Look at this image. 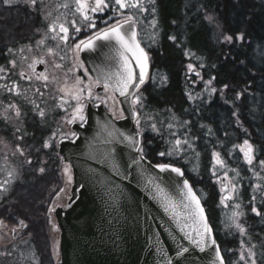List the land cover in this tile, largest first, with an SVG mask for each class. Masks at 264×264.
<instances>
[{
    "label": "trees",
    "instance_id": "trees-1",
    "mask_svg": "<svg viewBox=\"0 0 264 264\" xmlns=\"http://www.w3.org/2000/svg\"><path fill=\"white\" fill-rule=\"evenodd\" d=\"M105 2L107 12L132 16L150 60L148 80L134 101L141 154L151 164L183 171L205 209L225 264H252L253 259L264 264V0H132L143 10ZM58 14L73 30L69 17ZM39 26L45 25L36 11L0 0V64L7 61L3 52L8 46L23 45ZM32 110L33 104L25 106L22 125L35 160L21 167L6 199L2 195L0 224L14 229L19 219H33L27 245L37 264H57L43 205L59 182L54 150L43 148L55 115L40 118ZM245 139L255 149L252 165L242 161L236 147ZM226 180L234 185L227 210L218 189V182ZM237 225L245 229L243 235ZM249 251L254 255L249 257Z\"/></svg>",
    "mask_w": 264,
    "mask_h": 264
},
{
    "label": "water",
    "instance_id": "water-1",
    "mask_svg": "<svg viewBox=\"0 0 264 264\" xmlns=\"http://www.w3.org/2000/svg\"><path fill=\"white\" fill-rule=\"evenodd\" d=\"M90 3L94 6V0ZM129 28L137 33L133 22L125 25L126 31ZM95 44L93 49L79 50V58L88 75L104 89L107 77L117 70L118 57L112 50L117 46L114 41L111 46L108 41ZM131 63L138 76L135 60ZM36 71L42 72L43 67L37 66ZM149 71L148 57L145 83ZM107 83L123 117L114 119L100 104H87L84 121L71 127L75 136L58 142L62 164L72 172V185L66 205L53 212L59 232L57 264H219L215 261L219 244L183 171L180 169L179 176L170 170L161 172L140 152L141 133L133 100L145 83L130 88L126 96L114 90V76ZM184 181L199 200L211 229L210 236L204 235V252L185 236L190 232L193 240H199L194 229L203 228L186 216ZM185 247L189 251L178 256Z\"/></svg>",
    "mask_w": 264,
    "mask_h": 264
},
{
    "label": "rangeland",
    "instance_id": "rangeland-1",
    "mask_svg": "<svg viewBox=\"0 0 264 264\" xmlns=\"http://www.w3.org/2000/svg\"><path fill=\"white\" fill-rule=\"evenodd\" d=\"M1 1L4 2V0ZM14 3H20L31 11H36L41 18L42 25H45L43 29L39 26L33 31V37H40L39 42L34 41L32 46L26 47L22 51L23 55L14 60V69H16L18 79H21L22 74L30 76L36 63H41L44 66V73L35 78L34 83H36L38 93L40 90L44 93L43 98L41 97V101H43L41 106L43 108L41 109L43 111L47 110L44 112L48 115L51 114V110L53 112L56 110L59 113V117L53 121L51 134L44 142L47 144L53 143L52 139L56 132H59L60 135L64 133V122L68 121L70 123L67 117L68 114L75 112L76 108L81 106L80 101L82 99H87L85 90L93 91L96 87L87 75L82 62H80L79 49L76 47L81 40H86L93 33L88 31V23L76 11L75 0H35L34 4L26 2V0H15ZM11 4L5 3L6 6ZM58 11H62L64 17L68 16L69 25L73 26V30L67 29V34L61 31L60 25H64V28L67 26L59 21ZM116 13L121 14L120 18L117 19L119 22L125 21L128 17L122 12H115L112 15L115 16ZM50 25H59L60 29H49ZM77 28H80L79 32L76 31ZM82 34L84 36H81ZM74 36H78L75 43L72 42ZM77 80L80 83H77ZM77 95L80 97L79 100L75 98ZM96 97L114 119L123 117L121 109L111 92L105 90ZM53 101L55 103L50 107ZM17 106L18 104L15 101H9L7 105H4L0 100V204L2 203V195H5L6 199L10 189L9 186L20 177L21 167L30 166L35 160L32 148L26 146L25 143V139L29 137L23 130L22 125L25 113L21 110L17 112ZM43 148L39 146L38 149ZM241 158L242 161H245L242 153ZM57 175L60 179L58 184L49 191L43 201L48 213V219L45 223L46 232L52 245V257L55 262L58 261L59 257V235L52 212L54 209L60 206L63 207L66 204L72 184L71 170L68 166L63 169L59 167ZM59 183L62 188L57 191ZM223 187H226L225 192H222ZM218 189L221 205L227 210L234 200V185L230 180H226L224 183L218 182ZM225 195H231L232 198L222 202ZM18 224L19 226L14 229L7 227L3 222L0 224V264H37V259L29 245H27L31 237L30 229L34 224V220L24 221L19 219Z\"/></svg>",
    "mask_w": 264,
    "mask_h": 264
},
{
    "label": "snow or ice",
    "instance_id": "snow-or-ice-1",
    "mask_svg": "<svg viewBox=\"0 0 264 264\" xmlns=\"http://www.w3.org/2000/svg\"><path fill=\"white\" fill-rule=\"evenodd\" d=\"M4 2L6 4H11L14 3L15 0H4ZM26 2L34 4L35 0H26ZM75 4L76 11L79 12V14L83 17L85 21H88L90 19V17L86 14L88 11L97 12L109 7V4L106 3L105 0H94V6L90 3V0H75ZM115 4L118 5L120 9H124L127 7H140V9L143 10L142 6L132 3V0H115ZM65 7H67V5H65ZM132 19V16H128L123 23L118 21L116 24L97 32L93 37H90L88 40H81L80 43L76 45L77 49L79 50L93 49L96 47L95 41H108L110 46L111 42L114 41L117 47L112 50L115 52L116 57H118L117 70L114 73L110 74L107 79H111L113 76L115 77L116 85L114 90L118 91L121 96H126L130 88H139L140 85H143L145 83L148 67V57L137 43V33L135 29L129 28L127 31L125 30V25L130 24ZM61 31L67 34L68 30L67 28H64L63 25H61ZM76 31L79 32L80 28H77ZM226 39L231 38L226 37ZM132 60H135V68L139 69L138 76L134 72V66L131 63ZM189 68H191V65H189ZM0 71H2V69H0ZM107 79L104 84L105 89L109 87ZM77 83H80V81L77 80ZM213 91L215 90L213 89ZM75 98L77 100L80 99L79 95H77ZM82 113L83 107L78 106L76 108V114L74 115L73 119L79 118L83 120L84 117ZM40 115L42 116L43 112H41ZM176 143L177 145H179L180 141H176ZM44 146L48 147V144L45 143ZM236 147H239L240 152L244 156L245 162L248 165H252L255 151L254 146L247 139H245L243 144L237 145ZM160 155H164V153H160ZM213 156L215 157L217 163L223 166V161L220 160L219 155L217 153H213ZM260 166L261 168H264V160L260 161ZM155 167H158L161 172L170 170L171 172L176 173V175L178 176L182 175L180 169L170 167L166 164H158L155 165ZM41 171H43V169ZM257 187H259V185H257ZM184 188L187 189L186 196L188 199V203L184 205V208L187 209L186 216L192 218L193 222L196 225L202 226L203 228V231H200L199 227L194 229L197 235L200 237L199 240H193L190 232L185 233V236L189 239L191 243H194V245L201 252H204L206 246L204 242V235L208 234L210 236L211 229L209 228L208 223L205 221L204 209L200 206V202L196 198V196L192 194V189L189 187L187 181H184ZM231 198V195H226L223 197L222 202ZM253 199H255V197H253ZM236 207L238 208L239 205H236ZM252 211L257 215L261 214L257 211L255 207L252 208ZM233 215L235 217L239 214L233 213ZM237 227L239 228L240 233L243 235L245 229L243 227H240L239 225H237ZM181 230L183 231V229ZM212 243L215 244V241H213ZM188 251V248H182L177 253V255L183 256L184 253H187ZM253 255L254 253L249 251V257ZM215 261H219V264H224V260L221 257L219 248H216L215 250ZM168 264H172V262L168 261ZM212 264H215V262L213 261ZM252 264H257L255 259L252 260Z\"/></svg>",
    "mask_w": 264,
    "mask_h": 264
},
{
    "label": "flooded vegetation",
    "instance_id": "flooded-vegetation-1",
    "mask_svg": "<svg viewBox=\"0 0 264 264\" xmlns=\"http://www.w3.org/2000/svg\"><path fill=\"white\" fill-rule=\"evenodd\" d=\"M114 15L115 16H113L112 13L107 12L105 8L102 11H97V12L91 11L90 15H89L90 19L88 21H86L88 23V26H89L88 31L90 33H93L91 37H93L97 32L116 24L118 22L117 19L120 18L121 14L116 13ZM35 17H37V16H35ZM123 22H121V23H123ZM131 22H133V24L135 25V27L137 29L136 23L133 20ZM92 25H94V26H92ZM60 26L59 25H54V26L50 25L49 29H53V28L60 29L59 28ZM33 34H34V32L32 33V37H30V39L28 41H26L23 45H21V44L17 45L16 44L13 46V48L8 46L5 49V51L3 52L4 59L7 61L0 64V69H2V71H0V100L4 103V105L5 104L7 105L9 103V101H15L16 104H18L16 111L18 112L21 110L23 113H26L25 106H28L29 104H33L34 111L32 110V112H34L35 114L37 113L38 117L43 118V115L46 113L44 111H47V110L43 111L41 109V108H43V107H41L42 103H43V101H41V97L43 98L44 93L42 92V90H40L38 93L37 88L35 86L36 83H34V81H35V78L40 77L44 73V71H45L44 66L41 63H36V65L34 66V68L31 71L30 76H26L23 74L21 79H18V77L16 76V74H17L16 69H14V67H15V61L14 60L20 58L23 55L22 51H24V49H26V47L32 46L34 44V41L39 42L40 37H37V36L33 37ZM137 35H138V32H137ZM81 36H84V34H82ZM77 38H78V36L72 37V42L75 43ZM89 38H87L86 40H88ZM39 65H41L43 67L42 72L36 71V68ZM82 65H83V63H82ZM83 67H84V65H83ZM84 69H85V67H84ZM85 71H86V69H85ZM86 73H87V71H86ZM87 75H88V73H87ZM89 78L93 81V83L96 85V87L94 88L93 91L85 90V95L87 96V99H82L80 101L81 106H84L83 107V113H82L84 119H85V110H86L87 104H91L92 107L95 106L96 104H100L107 111V109L97 100L96 96L102 94L105 90L111 92L110 90L105 89V88L100 89V85L98 83H96L90 76H89ZM31 79H34V80H31ZM135 98H136V96H135ZM135 98H134V101H135ZM115 100H116V98H115ZM54 103H55V101L51 102L50 107H52V105ZM41 112H43L42 116L40 115ZM75 114H76V111L68 114V116H67L68 119L70 121L71 120L72 121L70 123L68 121L64 122V128H63L64 133L62 135H60L59 132H56L54 135V138L52 139L53 143H49L47 148L44 147L45 143L43 144V147L45 148L44 150H50V149L54 150L53 154H54L55 158L59 161L61 169H63L67 165L62 164V158L58 153V142L61 139L71 140L75 136V133L71 130L72 125L73 124L80 125L84 121V119L81 120L79 118L73 119ZM50 115H55V119L59 117V113L56 112V110L54 112L51 110ZM71 177H72V173H71ZM61 188H62V186L59 183L57 191H60ZM18 226H19V224H18Z\"/></svg>",
    "mask_w": 264,
    "mask_h": 264
}]
</instances>
